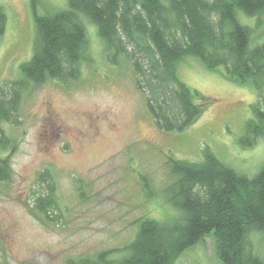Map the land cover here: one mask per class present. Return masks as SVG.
I'll return each instance as SVG.
<instances>
[{
  "label": "rangeland",
  "instance_id": "obj_1",
  "mask_svg": "<svg viewBox=\"0 0 264 264\" xmlns=\"http://www.w3.org/2000/svg\"><path fill=\"white\" fill-rule=\"evenodd\" d=\"M0 7L6 15L0 37L3 85L19 78L20 64L32 54L34 22L29 0H0ZM66 7V0H40L38 12ZM237 19L251 29L250 46L261 44L264 15L237 12ZM83 21L89 62L82 64L80 78L67 86L49 80L32 87L21 99L18 124L2 126L14 151L10 179L0 183V264H65L123 248L135 237L141 217L172 220L176 213L162 196L170 182L169 157L195 163L209 149L247 177L264 164V139L250 148L239 145L252 106L264 102L253 89L229 79L223 67L210 71L188 57L179 63L178 76L204 97L198 104L205 108L184 131L163 133L147 114L128 64H108L94 25ZM45 169L53 175L60 207L51 223L33 209L37 176ZM258 236L252 235L262 254ZM121 256L113 253L110 263ZM173 264L220 263L208 237Z\"/></svg>",
  "mask_w": 264,
  "mask_h": 264
},
{
  "label": "trees",
  "instance_id": "obj_2",
  "mask_svg": "<svg viewBox=\"0 0 264 264\" xmlns=\"http://www.w3.org/2000/svg\"><path fill=\"white\" fill-rule=\"evenodd\" d=\"M67 7L39 14L40 0H29L34 41L29 59L19 66V78L0 85V183L10 179L12 140L4 124H18L23 94L46 81L64 86L77 81L89 62L83 20L96 29L106 62L127 63L135 89L147 114L163 133L182 132L202 114L204 97L178 76V65L196 58L210 71L223 67L232 81L253 89L264 100V35L251 47V29L237 19L264 15V0H66ZM6 15L0 7V37ZM253 118L239 140L250 148L264 139V102L252 106ZM170 182L162 191L175 211L172 220L147 217L136 221L137 232L123 248L92 257L67 259L65 264H111L109 256L122 253L117 264H173L187 249L205 238L213 240L220 264H264L252 235L264 246V164L252 177L220 162L209 150L199 162L168 158ZM39 192L33 209L46 223L60 211L52 173L37 176ZM147 196L150 195L146 185ZM264 249V248H262ZM264 252V251H263Z\"/></svg>",
  "mask_w": 264,
  "mask_h": 264
}]
</instances>
